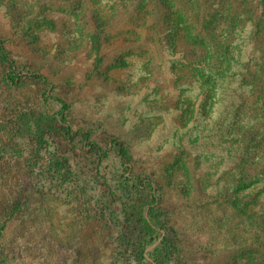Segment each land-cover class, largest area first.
Instances as JSON below:
<instances>
[{
    "label": "rangeland",
    "instance_id": "obj_1",
    "mask_svg": "<svg viewBox=\"0 0 264 264\" xmlns=\"http://www.w3.org/2000/svg\"><path fill=\"white\" fill-rule=\"evenodd\" d=\"M0 38V264H137L111 138L158 185L168 264H264V0H0ZM51 95L106 156L39 135Z\"/></svg>",
    "mask_w": 264,
    "mask_h": 264
},
{
    "label": "trees",
    "instance_id": "obj_2",
    "mask_svg": "<svg viewBox=\"0 0 264 264\" xmlns=\"http://www.w3.org/2000/svg\"><path fill=\"white\" fill-rule=\"evenodd\" d=\"M0 56L3 60L8 62L10 69L7 71V78L11 81H19L21 75L15 73V65L9 51L4 43V40L0 38ZM34 76H40L41 74L34 73ZM44 81L48 83L47 78L44 77ZM50 97L61 103V108L57 115H40L36 116L35 123L36 129L40 133V136L45 134L64 133L70 140L76 136L81 137V141L90 151L94 152L100 158L104 157L108 153L107 147H103L97 141L90 137V133L84 129L73 130L71 125L67 121L66 109L69 107L67 101L58 95H51ZM110 143L117 149L121 156V161L126 165L127 175L124 177L127 181L132 180L131 187L134 189V195L131 198V202L127 204V222L134 236V244L138 256L136 258L137 264H168L169 253L171 250L168 248L174 247L172 238L169 236L166 225L162 219V214L157 208L159 201V188L158 185L148 176H141L133 174L131 165L127 163L130 159V154L126 145L117 138H111ZM163 232V237L160 243L154 248L152 252H149L151 260H146L145 248L148 240L152 238L157 232ZM145 260V262H143Z\"/></svg>",
    "mask_w": 264,
    "mask_h": 264
}]
</instances>
